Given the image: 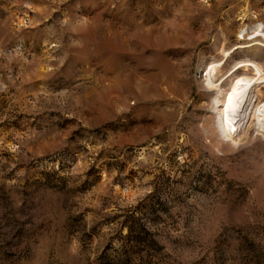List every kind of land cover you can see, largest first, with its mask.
I'll list each match as a JSON object with an SVG mask.
<instances>
[{
    "label": "rangeland",
    "instance_id": "rangeland-1",
    "mask_svg": "<svg viewBox=\"0 0 264 264\" xmlns=\"http://www.w3.org/2000/svg\"><path fill=\"white\" fill-rule=\"evenodd\" d=\"M261 25L264 0H0V264H264V132L221 142L203 86L224 43L264 67L237 49Z\"/></svg>",
    "mask_w": 264,
    "mask_h": 264
},
{
    "label": "bare ground",
    "instance_id": "bare-ground-1",
    "mask_svg": "<svg viewBox=\"0 0 264 264\" xmlns=\"http://www.w3.org/2000/svg\"><path fill=\"white\" fill-rule=\"evenodd\" d=\"M241 38L243 41L237 49L261 50L264 25L243 30ZM235 51L224 43L221 46L223 58L208 64L203 78L207 92L215 93L212 128L221 142L226 140L233 146L240 144L242 137L264 132V67L249 57L235 62L233 69L227 70Z\"/></svg>",
    "mask_w": 264,
    "mask_h": 264
}]
</instances>
